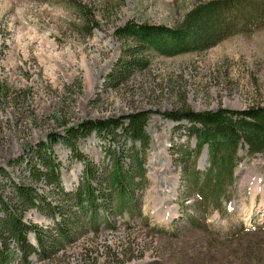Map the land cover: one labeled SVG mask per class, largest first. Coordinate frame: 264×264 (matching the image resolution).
I'll list each match as a JSON object with an SVG mask.
<instances>
[{"label":"rangeland","instance_id":"obj_1","mask_svg":"<svg viewBox=\"0 0 264 264\" xmlns=\"http://www.w3.org/2000/svg\"><path fill=\"white\" fill-rule=\"evenodd\" d=\"M207 1L0 0V168L9 173L0 174V196L19 207L13 183L37 190L41 209L18 210L25 224L55 234L46 204H59L45 184L28 180L22 158L30 149L51 146L66 192L77 191L84 180V161L48 136L63 137L87 121L126 125L135 113L148 115L150 136L147 179L136 189L139 212L109 214L114 226L103 222L98 233L83 232L48 256L30 234L38 254L25 260L16 251L12 264H264V154L251 156L240 147L228 195L205 218L199 196L188 190L193 163L184 166L182 157L197 151L192 125L169 117L183 110L264 107V18L208 50L175 56L142 52L118 34L130 22L174 27ZM83 9L96 21L92 32ZM76 144L99 172L132 147L122 129L93 132ZM195 167L202 174L209 168L206 147Z\"/></svg>","mask_w":264,"mask_h":264},{"label":"trees","instance_id":"obj_2","mask_svg":"<svg viewBox=\"0 0 264 264\" xmlns=\"http://www.w3.org/2000/svg\"><path fill=\"white\" fill-rule=\"evenodd\" d=\"M83 14L86 25L94 24L89 29L92 32L96 21L86 18L88 15L84 9ZM263 18L264 0H209L195 5L183 21L174 27L130 22L118 34L131 39L142 52L151 50L161 55L175 56L215 47L242 30L252 29ZM147 117L146 113L128 115L125 118L126 125L121 120L87 121L78 127L68 128L63 137L58 134L48 136L51 144L62 140L71 149L75 159L84 161V180L75 192L64 190L60 164L51 146L40 143L30 149L26 154L28 159L25 161L22 158L29 171L28 180L45 184L49 192L58 197H53L59 202L58 205L46 204L56 223L55 234L25 224L18 210L41 209L37 203L39 195L32 186L13 183L15 197L20 200L19 207L0 196V264H12L16 251L22 253L25 260L32 254H38L39 251L27 239L30 234L36 236L40 254L48 256L56 246L72 241L83 232L98 233L103 222L105 226H114L115 222L109 219V214L139 212L136 189L140 183L146 182L144 160L150 147V136L146 133ZM169 117L192 125L197 151L185 152L183 164L185 166L189 161L193 163L192 170L186 173L188 190L190 194L199 196V214L207 218L208 210H216L223 205L222 198L228 195L227 189L234 182L240 147H246L251 156L264 154V107H252L245 111L220 108L206 113L183 110ZM118 129L123 130L132 147L127 155L119 151L113 165L99 172L94 162L79 151L76 141L93 132L113 133ZM205 147L209 168L202 174L196 169L195 163ZM124 159L128 161L125 164ZM0 174L9 176L3 168H0ZM42 200L41 203H46L45 199ZM194 219H191L192 226L196 225ZM88 253L82 249L81 255L86 256Z\"/></svg>","mask_w":264,"mask_h":264}]
</instances>
